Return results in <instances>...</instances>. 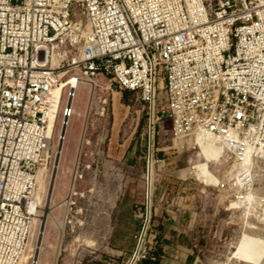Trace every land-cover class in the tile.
Returning <instances> with one entry per match:
<instances>
[{
	"label": "built area",
	"instance_id": "2783aa9c",
	"mask_svg": "<svg viewBox=\"0 0 264 264\" xmlns=\"http://www.w3.org/2000/svg\"><path fill=\"white\" fill-rule=\"evenodd\" d=\"M98 77L138 95L149 114L147 211L134 213L142 228L129 264H157L149 164L157 162L154 124L164 117L177 149L224 146L237 167L210 187L224 191L233 215L250 213L264 227V201L250 208L247 197L264 196L256 174L264 167V0H0V264H22L28 253L36 172L80 84L91 95L87 116L107 119ZM71 193L65 218L73 231Z\"/></svg>",
	"mask_w": 264,
	"mask_h": 264
},
{
	"label": "rangeland",
	"instance_id": "374dc122",
	"mask_svg": "<svg viewBox=\"0 0 264 264\" xmlns=\"http://www.w3.org/2000/svg\"><path fill=\"white\" fill-rule=\"evenodd\" d=\"M97 81L100 82L97 94L106 97L110 103L107 119H97L92 113L85 118L89 88L80 84L72 100L71 115L67 117L54 192L53 204L65 199L71 173L66 174L65 179L63 173L68 168L73 169L72 164L78 156V174L83 177L75 182V195L71 199L74 203L71 215L76 217L74 224L77 227L71 231V223L67 224L71 220L69 215L66 222L67 208H54L49 211L52 220L57 223L64 220V229L60 234L55 223L53 225L47 217L44 219L43 209L32 224L28 246L34 251H29L33 258L29 259L28 264L35 262L40 235V249L42 247L43 251H38L36 263L39 261L41 264L52 263L57 245L59 256L56 258V264H129L136 251L135 236L142 228V220L137 218L140 228L135 236H119L118 233L134 228L130 217L134 216L135 212L147 211L149 114L138 95L120 89L107 79L102 81V78L98 77ZM84 124L86 127L83 131ZM104 124L108 129L107 138L98 143L97 137ZM60 132L59 119L53 147L59 144ZM83 136L90 144H85ZM152 139L154 159L157 162L152 160L151 163V229L155 231L154 219L158 198L164 197L166 202L169 197V190L173 185L170 180H192L195 182V191L196 187L204 191L198 199V211L201 215H208L210 220L209 225L202 229L205 244H208L206 253L202 254L203 260L211 264H243L231 259L238 239L243 232L264 238V232L261 234L252 231L245 226V218L242 215L232 214L224 201L223 190L206 186L187 172H182L190 166V159L196 158L195 152L177 149L178 145L172 141V126L168 118L164 117L160 123L154 124ZM56 157L57 152L51 150L45 165V169L51 174ZM229 167L228 163H210V169L215 174L217 171L220 175H216L220 179L224 170ZM175 176L183 180H178ZM249 222L258 225L261 230L264 229L258 222Z\"/></svg>",
	"mask_w": 264,
	"mask_h": 264
},
{
	"label": "bare ground",
	"instance_id": "6f19581e",
	"mask_svg": "<svg viewBox=\"0 0 264 264\" xmlns=\"http://www.w3.org/2000/svg\"><path fill=\"white\" fill-rule=\"evenodd\" d=\"M60 92H62V91L59 90V93ZM90 96L91 95H90V92L88 89V101H90L89 100ZM72 100H73V98H70L69 103H68V106H70L71 110H72ZM89 106H90V104H89V102H87L85 118H87ZM67 120H68L67 118L60 119L61 129H63L64 134L66 132ZM85 127H86V125L84 124L83 131H84ZM199 145H200V149L195 152L196 158H191L190 159V166L183 169L182 172L183 173L187 172L188 174L195 177L196 180L200 181L201 183H203L205 185H208V186L215 185L218 182H220L221 179L210 169V163L215 162V163H224L225 164V163L229 162V159L227 157H225V155H224V146L213 145L212 143H205L202 141L199 142ZM62 149H63V142L59 143L57 146H54V147L51 146V150L54 152L55 151L57 152V157H56L55 164H54V171L52 174L47 169H45V167H40L36 172V192H35L36 214L32 218V224H33V221H35V219L39 217L38 214H40L42 212V210L44 209V211H45L44 219L47 217L53 222V225L55 223V226L58 227L60 234H62V231L64 229V220H62L59 223L55 222L54 220H52V217H51L49 211H51L54 208L58 209L62 206L67 208V211H68V206L70 204L69 203L70 201L68 200V198L70 197V195H72L71 192L72 191L74 192V190H73V178H74V174H75L76 165L78 163V156H77L76 160L72 164L73 169L70 170V168H68L67 170L64 171V173H63L64 179L66 178L65 177L66 174L71 173V175H70L71 179H70V182L68 185L69 186L68 187V194L65 197V199L58 201L56 204H53L54 203L53 202L54 192H55L57 179H58L57 171L59 172V162H60V158H61V154H62ZM79 151H80V149H79ZM79 151H78V155L80 154ZM248 157L249 156L247 155V157L244 158L243 163H246L247 161L249 162ZM151 163H152V160L150 161V164H149L150 192H151ZM70 164L71 163H69V165ZM228 164H230V163H228ZM232 165H230V167L228 169V170H230V172L233 170L231 168ZM233 167L236 168L237 165L235 166V164H234ZM256 174H258V176H260V177H261V174L264 175V167L258 166L256 169ZM48 184H49V188H48ZM47 191H48V194H47ZM247 197H249V198L252 197L251 198L252 203L250 204V208L253 206L263 205L262 202L264 201L263 200L264 196H262L260 193H258V192L249 193L247 195ZM45 201H46V203L44 204ZM150 202H151V200H150ZM243 214H244V216L246 215V219L244 220L245 226H247L249 229H256L255 225L253 223L249 222V216L248 215H250V213H243ZM244 216H243V218H244ZM32 224H31V228H32ZM30 232H31V229H30ZM41 232H42V230H41ZM59 241H60V239H59ZM40 243H41V235H40V239L38 240V243H37V251L35 252V262H33V264H41L39 261L36 263V260L38 258V251H39V253H41L43 251L42 247L40 249ZM28 244H29V240L27 243L28 253L25 255V257L22 261V264H28L29 259L33 258V256L30 255L29 251L33 252L34 250L32 248H30V245L28 246ZM29 248H30V250H29ZM58 256H59V251H58V245H57L55 247L54 256H53V260H52L51 264H56V258ZM231 259H236V260H238V262L243 263V264H262L263 260H264V238L259 237V235L243 232L241 237L237 241V244L234 248V252L232 253Z\"/></svg>",
	"mask_w": 264,
	"mask_h": 264
},
{
	"label": "crops",
	"instance_id": "0c3cea01",
	"mask_svg": "<svg viewBox=\"0 0 264 264\" xmlns=\"http://www.w3.org/2000/svg\"><path fill=\"white\" fill-rule=\"evenodd\" d=\"M178 180L181 177L175 176ZM165 202L159 197L155 209V233L160 238L162 257L158 264H211L203 260L206 253L203 228L209 224L208 215L199 213V198L204 193L192 180L174 181ZM200 214V215H199ZM134 228L119 232V236H135L140 221L130 217ZM207 232V231H206ZM208 234V232H207Z\"/></svg>",
	"mask_w": 264,
	"mask_h": 264
},
{
	"label": "trees",
	"instance_id": "16d2710c",
	"mask_svg": "<svg viewBox=\"0 0 264 264\" xmlns=\"http://www.w3.org/2000/svg\"><path fill=\"white\" fill-rule=\"evenodd\" d=\"M158 242H159V245H158L156 252H155V256L157 257V264L160 262V259L163 255L162 249L160 248V238L159 237H158ZM142 264H150V262L145 261V262H142Z\"/></svg>",
	"mask_w": 264,
	"mask_h": 264
},
{
	"label": "water",
	"instance_id": "95a60500",
	"mask_svg": "<svg viewBox=\"0 0 264 264\" xmlns=\"http://www.w3.org/2000/svg\"><path fill=\"white\" fill-rule=\"evenodd\" d=\"M63 128V127H62ZM63 132V129H61V132H60V138H59V143H62L63 142V138H64V132Z\"/></svg>",
	"mask_w": 264,
	"mask_h": 264
}]
</instances>
